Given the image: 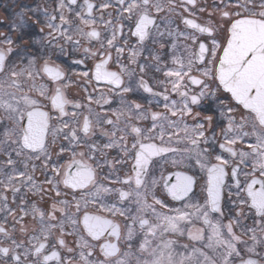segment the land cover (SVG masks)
<instances>
[{
	"label": "snow or ice",
	"instance_id": "obj_1",
	"mask_svg": "<svg viewBox=\"0 0 264 264\" xmlns=\"http://www.w3.org/2000/svg\"><path fill=\"white\" fill-rule=\"evenodd\" d=\"M26 13L41 39L24 38ZM15 15L0 33V264H264V0ZM66 45L82 69L57 63Z\"/></svg>",
	"mask_w": 264,
	"mask_h": 264
},
{
	"label": "flooded vegetation",
	"instance_id": "obj_2",
	"mask_svg": "<svg viewBox=\"0 0 264 264\" xmlns=\"http://www.w3.org/2000/svg\"><path fill=\"white\" fill-rule=\"evenodd\" d=\"M55 2L56 0H0V33L4 34H9V24L15 20V22L19 23V18L16 17V13L21 10V8L28 6H36L39 4L40 6H47L49 8V11H52L53 8L55 7ZM24 19L27 21V24L29 27L24 29L23 31L26 33L25 39L26 40H39L41 39V34L39 32V28L33 24V20L35 19L34 16H32L31 13H26L24 16ZM48 30L45 29V32ZM13 38L17 37L16 32L10 33ZM84 42L82 41V45ZM87 46V45H84ZM34 49L38 48L39 45H34ZM66 48H68L70 55H64L60 56L59 59L57 60V63L63 64L65 67L66 71H70L71 69L75 68L77 70H80L83 68L82 65L77 66V65H72L71 59L73 58V55H71V48L70 46L66 45ZM82 53H77L75 56H80ZM68 95L70 98H75L79 97L82 95L79 89L76 87H72L68 91ZM135 98V97H133ZM156 110V109H154ZM114 154V153H113ZM37 176L39 179H43V177H40L39 172H37ZM32 225H30L31 227Z\"/></svg>",
	"mask_w": 264,
	"mask_h": 264
},
{
	"label": "rangeland",
	"instance_id": "obj_3",
	"mask_svg": "<svg viewBox=\"0 0 264 264\" xmlns=\"http://www.w3.org/2000/svg\"><path fill=\"white\" fill-rule=\"evenodd\" d=\"M24 1V0H23Z\"/></svg>",
	"mask_w": 264,
	"mask_h": 264
}]
</instances>
